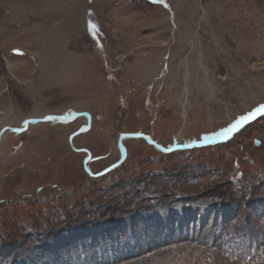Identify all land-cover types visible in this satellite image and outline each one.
Masks as SVG:
<instances>
[{"label": "rangeland", "instance_id": "1", "mask_svg": "<svg viewBox=\"0 0 264 264\" xmlns=\"http://www.w3.org/2000/svg\"><path fill=\"white\" fill-rule=\"evenodd\" d=\"M261 105L264 0H0V133L91 117L2 135L0 264H264V116L79 152Z\"/></svg>", "mask_w": 264, "mask_h": 264}, {"label": "water", "instance_id": "2", "mask_svg": "<svg viewBox=\"0 0 264 264\" xmlns=\"http://www.w3.org/2000/svg\"><path fill=\"white\" fill-rule=\"evenodd\" d=\"M264 116V112H261V113H258L255 115V117H250L248 121L246 122H243L241 125L238 126V129L237 130H234L232 133L226 135V136H220L218 137L217 139H214V140H210V141H205V142H199V143H196L194 145H191V146H187V147H183V146H174L173 148H170V149H166L160 145H158L157 143H155L152 138L148 135H145V134H124L122 135L120 138H119V147L121 148L122 150V153H123V156L121 158V160H119L117 163L113 164L112 166H110L109 168H107L105 171L99 173V174H92L91 171L88 170V163H90L91 161V154L88 152V151H85V150H82V151H79V152H85L88 154L89 158L88 160L85 162L84 164V168H85V171L87 172V174L91 177V178H101V177H104L106 176L108 173L112 172L113 170L119 168L127 159V150L126 148L124 147L123 145V140L125 139H138V140H144L148 143L149 146L153 147V148H156L157 150H159L160 152L164 153V154H171V153H174L176 151H179V150H183V149H193V148H205V147H209V146H214V145H217V144H220V143H224V142H227L229 141L234 135H236L237 133H239V131H241L243 128H245L246 126L254 123L255 121H257L259 118L263 117ZM81 117H87L88 118V123H89V126L87 129L85 130H80L76 133H74L71 137H70V143L71 145L73 144V140L81 135V134H85L87 133L90 128H91V117L89 114H76L74 117L70 118V117H67V116H46L45 118L43 119H40V120H27L23 123V128L21 129H11V128H6L7 130H10L14 133H23L25 132L30 125H34V124H39V123H44V122H47L49 120H60V121H64L66 123H72L74 122L76 119L78 118H81ZM7 130H3L1 133H0V142H1V139H2V135L3 133H5V131Z\"/></svg>", "mask_w": 264, "mask_h": 264}, {"label": "snow or ice", "instance_id": "3", "mask_svg": "<svg viewBox=\"0 0 264 264\" xmlns=\"http://www.w3.org/2000/svg\"><path fill=\"white\" fill-rule=\"evenodd\" d=\"M264 112V105H261L259 108L256 109L255 112L249 113V115H243L241 116L234 124H232L230 127L222 130L219 135L226 136L230 133H232L234 130L238 129V126L241 125L243 122H246L249 120L250 117H255L256 113Z\"/></svg>", "mask_w": 264, "mask_h": 264}, {"label": "bare ground", "instance_id": "4", "mask_svg": "<svg viewBox=\"0 0 264 264\" xmlns=\"http://www.w3.org/2000/svg\"><path fill=\"white\" fill-rule=\"evenodd\" d=\"M186 105L187 104H184V109H186ZM186 111V110H185ZM185 113V112H184ZM38 116H34V118H37ZM37 127V129H38V127L39 126H36ZM36 127H34V128H36ZM41 127V126H40ZM33 128V129H34ZM124 141V140H123ZM88 165H89V163H88ZM88 165H87V167H88ZM116 170V169H115ZM114 171V170H113ZM172 206L170 205V207H168V208H171ZM165 209V208H164ZM163 208H162V206H156V207H154L152 210H151V212H149L150 214L149 215H154V214H156V213H163V214H165V215H168V214H170V209H165L164 210ZM178 210V213H179V217H181V215L183 214V211H182V208L180 209V208H178L177 209Z\"/></svg>", "mask_w": 264, "mask_h": 264}, {"label": "trees", "instance_id": "5", "mask_svg": "<svg viewBox=\"0 0 264 264\" xmlns=\"http://www.w3.org/2000/svg\"><path fill=\"white\" fill-rule=\"evenodd\" d=\"M249 127H250V126H249ZM249 127H247V128H249ZM247 128H246V129H247ZM246 129H245V130H246ZM245 130H244V131H245ZM235 138H236V137H234V139H235ZM179 151H180V150H179ZM176 152H177V151H176ZM171 154H172V153H171ZM116 170H117V169H116ZM116 170H114V171H116ZM107 175H108V174H107ZM101 178H103V177H101ZM97 179H98V178H97Z\"/></svg>", "mask_w": 264, "mask_h": 264}, {"label": "flooded vegetation", "instance_id": "6", "mask_svg": "<svg viewBox=\"0 0 264 264\" xmlns=\"http://www.w3.org/2000/svg\"><path fill=\"white\" fill-rule=\"evenodd\" d=\"M13 129V128H12ZM15 129V128H14ZM21 129V128H20ZM6 132V131H5ZM9 132V131H8ZM12 132V131H11ZM3 134H5V133H3Z\"/></svg>", "mask_w": 264, "mask_h": 264}]
</instances>
